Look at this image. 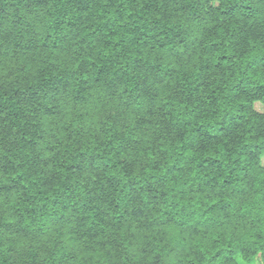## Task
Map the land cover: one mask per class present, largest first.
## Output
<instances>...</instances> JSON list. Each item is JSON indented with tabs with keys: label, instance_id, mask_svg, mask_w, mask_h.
Segmentation results:
<instances>
[{
	"label": "trees",
	"instance_id": "obj_1",
	"mask_svg": "<svg viewBox=\"0 0 264 264\" xmlns=\"http://www.w3.org/2000/svg\"><path fill=\"white\" fill-rule=\"evenodd\" d=\"M263 156L264 0H0V264H264Z\"/></svg>",
	"mask_w": 264,
	"mask_h": 264
},
{
	"label": "rangeland",
	"instance_id": "obj_2",
	"mask_svg": "<svg viewBox=\"0 0 264 264\" xmlns=\"http://www.w3.org/2000/svg\"><path fill=\"white\" fill-rule=\"evenodd\" d=\"M256 107H257L258 109H261V108H262L259 104H257ZM263 162H264V156H263Z\"/></svg>",
	"mask_w": 264,
	"mask_h": 264
}]
</instances>
